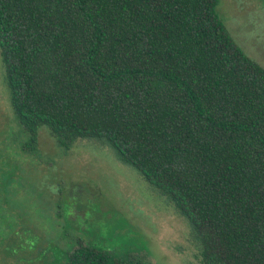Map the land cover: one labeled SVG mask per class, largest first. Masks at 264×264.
<instances>
[{
	"label": "trees",
	"instance_id": "1",
	"mask_svg": "<svg viewBox=\"0 0 264 264\" xmlns=\"http://www.w3.org/2000/svg\"><path fill=\"white\" fill-rule=\"evenodd\" d=\"M219 0H0L9 104L36 151L105 142L186 218L202 264H264V67ZM63 264H142L77 239Z\"/></svg>",
	"mask_w": 264,
	"mask_h": 264
},
{
	"label": "rangeland",
	"instance_id": "2",
	"mask_svg": "<svg viewBox=\"0 0 264 264\" xmlns=\"http://www.w3.org/2000/svg\"><path fill=\"white\" fill-rule=\"evenodd\" d=\"M231 38L264 67V0H219ZM0 59V264H63L77 239L142 264H202L185 217L107 143L60 147L47 126L26 153Z\"/></svg>",
	"mask_w": 264,
	"mask_h": 264
}]
</instances>
